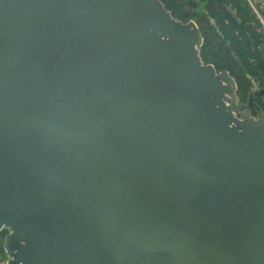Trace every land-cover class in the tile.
I'll list each match as a JSON object with an SVG mask.
<instances>
[{
    "label": "water",
    "instance_id": "1",
    "mask_svg": "<svg viewBox=\"0 0 264 264\" xmlns=\"http://www.w3.org/2000/svg\"><path fill=\"white\" fill-rule=\"evenodd\" d=\"M202 42L160 0H0L7 264H264V112Z\"/></svg>",
    "mask_w": 264,
    "mask_h": 264
},
{
    "label": "trees",
    "instance_id": "2",
    "mask_svg": "<svg viewBox=\"0 0 264 264\" xmlns=\"http://www.w3.org/2000/svg\"><path fill=\"white\" fill-rule=\"evenodd\" d=\"M160 1L174 18L195 22L203 38L201 60L233 77L237 103L251 104L253 116L264 112V92L259 94L264 90V0ZM7 233L0 230V264L6 260Z\"/></svg>",
    "mask_w": 264,
    "mask_h": 264
},
{
    "label": "rangeland",
    "instance_id": "3",
    "mask_svg": "<svg viewBox=\"0 0 264 264\" xmlns=\"http://www.w3.org/2000/svg\"><path fill=\"white\" fill-rule=\"evenodd\" d=\"M252 106V105H251ZM5 257H6V255H5ZM7 257H6V260L4 261V262H2V264H7Z\"/></svg>",
    "mask_w": 264,
    "mask_h": 264
},
{
    "label": "bare ground",
    "instance_id": "4",
    "mask_svg": "<svg viewBox=\"0 0 264 264\" xmlns=\"http://www.w3.org/2000/svg\"><path fill=\"white\" fill-rule=\"evenodd\" d=\"M261 22V21H260ZM263 25V24H262Z\"/></svg>",
    "mask_w": 264,
    "mask_h": 264
}]
</instances>
